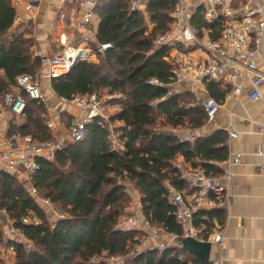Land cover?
I'll use <instances>...</instances> for the list:
<instances>
[{"label":"trees","instance_id":"obj_1","mask_svg":"<svg viewBox=\"0 0 264 264\" xmlns=\"http://www.w3.org/2000/svg\"><path fill=\"white\" fill-rule=\"evenodd\" d=\"M131 1L101 0L96 10L97 41L111 44L112 49L98 55L97 62H79L68 75L51 81L54 93L67 101L92 94L112 96L119 111L109 123L118 124L113 133L123 149L112 147L109 131L96 119L87 126L84 140L68 143L52 161L40 160L41 170L31 185L41 198L64 211V218L54 223L31 187L0 167V212L16 234L0 225V245L9 250L10 261L4 264H210L178 246L162 254L135 253L140 244L136 232L119 228L128 202L125 187L131 184L140 195L145 219L181 237L168 186L184 192L187 184L174 161L182 157L207 176L217 177L222 170L216 163L228 159L225 133L191 143L171 132L201 130L207 124L204 109L190 93L168 94L172 81L167 49L153 45L155 37L168 31L177 0H148L146 11L154 26L150 34L144 14L130 12ZM15 19L12 0H0V98L12 92L19 77L36 76L42 67L40 59L31 56L34 44L26 37L28 31L12 32ZM194 24L201 27L199 17ZM151 80L162 86L150 84ZM206 87L211 98L222 102L223 87L215 82ZM25 98L27 109L13 117L11 134L30 137L34 143L53 140L45 127L44 104ZM207 216L202 220L198 215V227L211 230L215 216L221 223L224 220L220 211ZM117 259L121 261L114 263Z\"/></svg>","mask_w":264,"mask_h":264},{"label":"built area","instance_id":"obj_2","mask_svg":"<svg viewBox=\"0 0 264 264\" xmlns=\"http://www.w3.org/2000/svg\"><path fill=\"white\" fill-rule=\"evenodd\" d=\"M37 0L12 1L15 12L25 7L36 9ZM98 2L94 0H60L57 6L58 22H70L78 32L92 35V25L96 18ZM146 7L145 0H132L130 12H141ZM81 10L84 12L81 13ZM199 17L201 27L194 24ZM264 43V1L263 0H177L172 21L166 33L160 34L153 40L155 48L167 49V61L170 65L171 81L169 95L175 93V86L190 82L206 87V83L215 82L224 89L222 102L210 98L202 102L196 97V105L204 109L207 123L213 122L221 103L237 101L244 96V89L249 82L252 90L247 99L257 101L262 98L260 90L264 83V72L259 68L257 59L262 57ZM112 49L111 44H97L91 51L73 46L66 47L60 54L42 57L41 66L47 68L46 77L52 81L68 75L75 63L88 62L90 55L98 57ZM38 75H24L17 79L16 93H6L0 100L1 108L12 118L23 115L27 109L25 95L31 100L45 104ZM150 84L162 86L157 80ZM67 101V100H66ZM83 112L80 117H73L68 125L66 136H57L43 143L28 141L21 143L23 138L17 134L0 132V167L14 174L24 186L31 187V193L46 205L50 211L56 208L50 200L39 196V192L31 185L33 177L41 170L40 160L52 161L63 151L68 143H78L85 139L87 126L100 119L98 124L109 131L108 140L114 149H119V141L113 133L109 119L104 115L103 103L98 94L76 96L67 101ZM47 110V109H46ZM48 111V110H47ZM49 115V114H48ZM45 127L55 132L63 123V113L57 112L48 116ZM264 131V126H261ZM230 138H236L233 129L229 131ZM196 138L183 139L194 143ZM241 162V155H235L222 174L214 177L207 176L201 170L181 174L182 180L189 182L195 189L187 194L170 187L168 200L175 208V219L182 228V236L166 232L163 228L151 225L144 217L142 210L136 215L122 221L121 229L137 230L150 236L140 241L135 253L154 252L162 254L168 249L180 247L181 240L192 238L200 242L223 245L224 235L221 231L213 233L197 226L198 215L208 206L222 210L228 195L227 182L231 179V167ZM132 197L137 199L139 207L141 199L134 192ZM64 218L63 216H59ZM28 220L24 219L23 224ZM11 235H16L13 225H9ZM12 251L13 248L11 247ZM213 264H222L216 261Z\"/></svg>","mask_w":264,"mask_h":264},{"label":"crops","instance_id":"obj_3","mask_svg":"<svg viewBox=\"0 0 264 264\" xmlns=\"http://www.w3.org/2000/svg\"><path fill=\"white\" fill-rule=\"evenodd\" d=\"M94 1L99 4L101 0ZM59 2L60 0H37L36 9L23 7L16 11L12 32L28 31L26 37L31 38L34 44L31 47L33 59H37V55L51 57L60 54L69 46L83 48L88 53L98 44L97 32L100 19L95 18L91 27L92 35L78 32L70 22H58L57 6ZM145 3L146 7L142 8L141 13L147 20V34H150L154 26L146 11L148 0H145ZM82 12L84 10H81L80 14ZM89 59L96 60L97 57L90 55L89 52ZM257 63L264 72V43L262 57L257 59ZM2 75L3 72H0V77ZM36 75L39 76L38 81L44 95V106L48 110L47 115L63 113L61 128L50 132L54 139L57 136L65 137L68 119L71 122L73 117H80L83 112L54 93L51 87L52 82L46 77V67L42 66ZM251 90L252 87L248 82L243 97L237 101L221 103V108L213 122L207 123L201 130L187 128L186 132L171 131L179 137L186 134V137L195 138H208L218 133H225L227 135L228 159L222 163H216L221 170L226 168L227 161H231L235 155H241L240 164L231 167L232 176L227 182L228 195L222 210H215L210 205L200 213L202 220L208 219V214H215L217 211L223 213V222L221 223L215 216L212 220L211 230H208L213 233L221 231L224 235L223 245L212 244L210 264L216 261H220L222 264H264V131L261 130V126H264V83L260 87L262 93L260 100L250 101L247 99L246 96ZM11 91L16 93V87ZM174 92L190 93L194 98H200L203 103L211 98L207 87L190 82L175 86ZM10 129L11 118L0 106V132L8 134ZM230 129L236 132V138H230ZM22 138L21 143L32 141L30 137ZM120 148L123 149V147ZM173 166L179 170L180 174L195 170L203 171L200 167L194 168L185 163L182 157L177 158ZM185 182L187 188L184 192L194 193L195 189L190 186L188 181L185 180ZM170 187L168 186V189ZM135 192L139 195L138 191ZM4 215L6 214L4 213ZM8 222L10 225L11 222ZM202 229H205V226Z\"/></svg>","mask_w":264,"mask_h":264},{"label":"rangeland","instance_id":"obj_4","mask_svg":"<svg viewBox=\"0 0 264 264\" xmlns=\"http://www.w3.org/2000/svg\"><path fill=\"white\" fill-rule=\"evenodd\" d=\"M98 58L96 60H91L88 61V62H97ZM1 100V98H0ZM100 100L102 101L103 103V112H104V115L109 119L112 115L116 114L118 111H119V107L112 102L113 100V97L112 96H108L107 94H101L100 95ZM13 119V118H12ZM47 120V118H46ZM12 121V120H11ZM118 126V124H114L112 126V128L114 129V127ZM159 131H167L168 128H164V127H158L157 128ZM187 129H178L177 131H181V132H186ZM192 137V136H191ZM191 137H186V134H182L181 135V138L183 139H189ZM195 138V137H194ZM135 188L133 187V185L131 184H127L126 187H125V195L127 196V205L125 206L126 208L124 209V212H123V216L121 217V222L122 221H125L126 219H129L130 217L136 215L138 212H140V210H142L141 207H139L138 203H137V199H135L134 197H132V194L135 192ZM49 213V220L51 223H54L56 222L58 219H60L59 216H65V213L64 211H60L59 208L58 209H54V211H47ZM2 213V214H1ZM7 216L4 215L3 212H0V225L2 227V230L3 231H9V222L7 220ZM142 228H139L137 230H132V231H135L136 234H135V238L138 239V241L140 242L141 240L143 239H146L150 236V233H147V232H143L141 230ZM9 254V250L7 251V249L0 245V260L4 259L2 261V264L7 263L8 261H10L8 259V255ZM10 255L12 256V253H10ZM121 261V259H117L114 261V263H117Z\"/></svg>","mask_w":264,"mask_h":264},{"label":"water","instance_id":"obj_5","mask_svg":"<svg viewBox=\"0 0 264 264\" xmlns=\"http://www.w3.org/2000/svg\"><path fill=\"white\" fill-rule=\"evenodd\" d=\"M76 65V63H75ZM182 250L203 262L211 261L212 244L200 242L192 238L181 240Z\"/></svg>","mask_w":264,"mask_h":264}]
</instances>
